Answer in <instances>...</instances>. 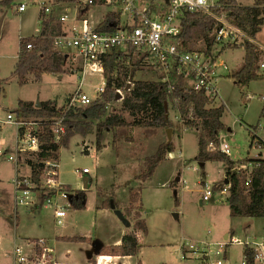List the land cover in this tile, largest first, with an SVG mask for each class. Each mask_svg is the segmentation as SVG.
<instances>
[{
  "label": "rangeland",
  "instance_id": "374dc122",
  "mask_svg": "<svg viewBox=\"0 0 264 264\" xmlns=\"http://www.w3.org/2000/svg\"><path fill=\"white\" fill-rule=\"evenodd\" d=\"M238 2L242 6H253L256 0ZM23 3L27 8L20 12L18 8ZM43 3L51 9L47 14L50 20L62 15L73 17L76 13V0H12L8 5L0 4V89H3L0 93V264H14L17 248L29 256L33 254L32 250H37L48 262L56 260L61 264H85L86 254L90 264H93L92 261H95L94 264H137L138 260L142 264H199V261L207 264L208 257L204 253L212 255L216 261L219 259L216 251L221 248L220 244L227 242L225 263L242 264L246 245L255 248L256 253L261 255V261L256 258V264H264V251H257L260 244L264 245V217L241 223L230 217L229 191L223 190L227 182L222 184L226 165L221 161H207L204 165L199 162L196 156L200 130L192 126L189 128L182 121L174 99L167 103L172 121L169 128L125 125L117 127L114 138L113 132L104 129L102 120H81L82 130L71 125L60 142L56 180L71 190L72 196L71 200L58 199V204H68V214L62 226L56 224L53 211L56 206L46 201L48 193L54 195V191H49L47 172L42 177L43 185L37 189L30 181L31 166L26 163V159L35 160L36 157L26 153L19 156L18 163L10 160L11 156H16L18 129L7 122L9 113H20V100L35 103L37 100H54L58 106H67L68 99L76 96L81 85L82 72L74 71L70 58L66 60L61 74L44 73L40 78L29 75L26 83H19L15 70L21 39L40 35ZM94 13V17L100 15V19L105 15V11ZM255 39L264 45V25ZM221 47L214 46V54H219L218 62H226L228 69H221L223 73L218 83L220 95L216 98L218 105L223 102L226 106L222 117L226 128L220 133V142L229 144L234 160L256 157L260 152L264 158L263 147L251 146L252 134L248 130L249 126H258L256 132L264 140V77L253 79L243 87L237 84L232 74L240 69L245 48ZM63 52L69 54L74 50ZM137 60L128 55L121 56L119 61L113 62V75L116 76L118 69L129 71ZM149 66L137 72L135 79L159 80L161 70L152 64ZM257 73L264 75L260 69ZM101 81L100 75L88 73L82 84V92L90 96L92 103L103 102L101 93L94 89L101 86ZM187 81L191 83V79ZM122 100V97L115 96L105 103L107 111L118 112ZM75 106L86 107L78 103ZM127 118L131 119L128 115ZM74 121L70 120L69 124ZM167 141L172 142L175 149L167 154L151 179L142 176L146 158ZM85 168L89 169L87 188H84L82 171ZM203 170L206 173L204 180ZM17 176L22 180L28 179L37 189L34 205L17 204L14 185ZM142 186L145 188L139 217L146 220L148 234L139 238L142 247L138 256L101 255L100 250L104 247L120 244L123 234L133 230L135 221V211H123L130 222V226L126 227L114 210L100 208L104 198L115 194L123 201L122 208L125 210L123 204L129 202L130 188L134 187L135 193ZM208 188L213 193L202 202ZM79 205L85 209H78ZM225 232L229 236L232 234L229 241L223 238ZM249 233L256 239L252 236L247 238ZM233 234L237 235V240H234ZM41 239L46 242L44 246L39 244ZM189 247L191 251L195 249L199 256L195 257L189 253L191 251L184 253L190 250Z\"/></svg>",
  "mask_w": 264,
  "mask_h": 264
},
{
  "label": "trees",
  "instance_id": "16d2710c",
  "mask_svg": "<svg viewBox=\"0 0 264 264\" xmlns=\"http://www.w3.org/2000/svg\"><path fill=\"white\" fill-rule=\"evenodd\" d=\"M11 1L1 0L0 4L8 5ZM98 1L103 2V0ZM221 2L228 17L242 30L253 37L261 31L264 25V0H256L253 6H242L238 0H222ZM40 17L42 19L40 35L21 39V49L15 70L20 84L26 83L29 75L40 78L44 73H63L66 60L69 59L65 52L54 48V37L64 31L62 21L58 18L51 20L45 18L43 10H40ZM119 19V13L109 12L102 29L112 30V24L119 22ZM218 27V22L204 13L183 11L178 39L180 50L205 52L214 61L217 60L219 54H214V46L216 45ZM29 44H31L30 48L28 47ZM198 45L201 47L193 48ZM227 45L234 48L244 47L246 51L240 69L232 74L237 84L243 87L253 79L264 77L263 74L257 73L262 57L256 45L251 42L244 45ZM137 56L138 53L131 52L130 54L132 60L137 59ZM120 57V52H115L104 59L106 86L101 92L103 102L96 101V103L86 107L71 106V108L58 106L54 100L42 101L40 107H37L35 101L31 100L18 102V111L22 116L39 120L40 149L33 154L36 157L35 160L26 159V163L31 166L30 179L36 188L38 189L43 185L42 177L47 169V162L59 157L60 145L55 142L51 129L54 119L65 117L64 124L67 130L74 125H76L77 130H82L80 127L81 120H102L104 129L113 132L115 138L117 127L125 125L131 127H171L172 121L169 117L168 105L165 103H168L170 99L178 98L179 101L176 106L182 121L189 128L192 126L196 130H200L196 156L199 162L204 165L207 161H221L226 165L225 178L222 180V184L228 182L229 196L227 201L231 217H264V158L262 153L260 152L256 157L247 156L243 159L234 160L218 149L220 133L226 128V124L222 121L226 109L225 104L222 102L218 105L217 101L210 98L205 92L194 90L192 81L191 83L187 81L189 76H186L177 64L172 65L170 69L169 81L162 80L167 74L160 66L154 64L152 65L157 66L162 73L159 80L135 79L137 72L145 70L149 66L148 62L145 61L133 63L129 71L125 69L122 72L118 69L116 76H114L113 62L119 61ZM127 85H130V90L123 97L120 110L109 113L105 103L117 96V89L127 87ZM171 87H173L172 90H170ZM1 92L3 93L2 88L0 89ZM127 115L131 119H128ZM70 120L76 122L69 124ZM257 129L258 126H249L248 128L252 134L251 146L264 148V140L257 134ZM209 142H214L217 149L208 150L206 147ZM174 149L172 142L162 143L152 156L146 158V167L142 176L151 179L159 164ZM205 176L206 173L203 170V180ZM133 188H130L129 202L123 204L125 210L122 208L123 201L119 200L113 193L106 196L102 202L100 208L103 210H120L122 213L123 211H135V221L133 230L124 233L121 237V243L104 247L100 250L101 255L138 256L141 250L142 244L139 238L142 235L146 237L148 234L146 220L139 217V212L143 208L142 191L145 186L140 187L135 193H133ZM176 203H178L177 199ZM77 208L85 209L83 205H79ZM124 216L128 220V217ZM244 260L246 264H256V250L245 245ZM92 262L95 263V261ZM137 264L142 263L138 260Z\"/></svg>",
  "mask_w": 264,
  "mask_h": 264
},
{
  "label": "built area",
  "instance_id": "2783aa9c",
  "mask_svg": "<svg viewBox=\"0 0 264 264\" xmlns=\"http://www.w3.org/2000/svg\"><path fill=\"white\" fill-rule=\"evenodd\" d=\"M222 0H103L100 3L98 0H76V13L73 17L62 15L58 17L64 24L62 34L54 37V48L62 51L73 49L74 52H69L68 57L72 61L74 71L82 72L81 85L75 97H70L67 107L75 106L76 103L81 105H91L92 101L89 95L82 92V84L88 73L100 75L102 78L101 86L94 88L97 92L104 91L106 79L104 77V59L115 52H120L121 56L130 57L131 52L138 53L137 62L147 61L149 64L160 66L167 74L163 81L170 80V69L172 65L177 64L186 76H189L193 83L194 90L197 92L203 91L213 100L220 95L219 78L223 73L221 69L226 70L228 66L226 62H218L212 57L201 51H181L178 46L179 34L181 31V20L183 11L204 13L218 22L216 34V45L220 47L232 45H244L251 42L257 46L261 52V60L259 69L264 71V45L258 43L255 37L249 35L242 30L228 17L226 11L223 10ZM26 4H21L18 8L20 12L25 11ZM44 12V17L48 18L47 14L51 9L46 3L41 5ZM70 11V9H69ZM96 14L105 11V15H100L95 18ZM109 12L120 14L119 22L112 24V30L102 27L105 25L106 15ZM31 47V44L28 45ZM221 47V48H222ZM136 60V59H135ZM171 87L170 90H172ZM130 85L119 88L116 94L119 97L124 93L129 92ZM177 103L178 98L174 99ZM65 117L57 118L52 121V133L54 134L55 142L60 145L62 137L66 134L67 127L64 124ZM7 122L14 124L17 129L16 140V156H11L10 160L18 163L19 156L23 154H34L40 149L39 138V120L23 117L19 112H11L7 116ZM208 150H215L217 146L214 142L207 144ZM218 149L231 156V148L225 141H221ZM59 158V157H58ZM58 158L51 159L47 162V178L49 191H54V195L47 194L46 201L49 205H54L53 208L56 224L63 225L64 219L67 217L68 211L66 204H58V199L66 201L71 200V190L64 184L56 180L58 175L59 164L56 163ZM23 165V164H22ZM84 175L89 173V169L82 170ZM44 173V174H45ZM15 178L14 185L16 189V202L20 205H34V198L37 195L31 183L27 180ZM31 181V179H30ZM32 182V181H31ZM33 183V182H32ZM89 183V182H88ZM226 186L223 190H227ZM212 190L208 188L205 191L202 202H205L212 195ZM88 237V233L85 234ZM229 241V239L227 240ZM240 242V241H239ZM45 240L41 239L39 244L44 246ZM227 243H221L220 249L216 251V256L219 259L214 261L212 255H208L207 264H227L226 260ZM243 243V242H242ZM245 243H251L246 241ZM244 243V244H245ZM190 248V247H189ZM255 249V248H254ZM51 251V249H49ZM187 250L184 251L188 252ZM258 251V250H257ZM197 251L193 249L191 252L198 257ZM30 256L24 255L17 248V255L14 264H61L56 260L48 262L45 257H42L39 251L35 250ZM45 254V253H44ZM211 258H210V257ZM183 259L185 257L182 256ZM256 258L261 261L262 257L258 252ZM198 264V263H197ZM199 264H204L199 261ZM242 264H246L245 260Z\"/></svg>",
  "mask_w": 264,
  "mask_h": 264
},
{
  "label": "crops",
  "instance_id": "0c3cea01",
  "mask_svg": "<svg viewBox=\"0 0 264 264\" xmlns=\"http://www.w3.org/2000/svg\"><path fill=\"white\" fill-rule=\"evenodd\" d=\"M37 101H39V100H37ZM39 102H41V101H39ZM105 143H107V142H105ZM59 159V158H58ZM87 175H84V177H83V180H84V178L86 177ZM89 182V181H88ZM88 185H89V183H88ZM230 217H231V215H230ZM232 219H234V220H237V223H241V222H245V221H253L254 219H257V217H231ZM89 229V232H90V227H88L87 228V230ZM87 230H85V231H87ZM233 230V229H232ZM234 232H236L235 230H233ZM59 236V235H58ZM232 236V234L229 236V233L228 232H225L224 233V236H223V238L226 240L227 238L229 239L230 237ZM252 236V234L251 233H249V234H247V238L249 237H251ZM233 237H234V240H237V235H235V234H233ZM254 239H256V237H254V236H252ZM255 245H256V243H255ZM260 247L257 249V250H260L262 253H263V251H264V245L263 244H260L259 245ZM207 257H208V255H207V252L206 253H204ZM108 258V257H107ZM85 261H84V263L85 264H90L89 263V259H88V254H86L85 255ZM98 264H100V262H98Z\"/></svg>",
  "mask_w": 264,
  "mask_h": 264
},
{
  "label": "water",
  "instance_id": "95a60500",
  "mask_svg": "<svg viewBox=\"0 0 264 264\" xmlns=\"http://www.w3.org/2000/svg\"><path fill=\"white\" fill-rule=\"evenodd\" d=\"M1 22H0V34H1ZM165 105H168L167 102L165 103ZM36 106L37 107H40L41 106V102L37 101L36 102ZM168 133H169V130H168ZM88 181H89V178L88 176H86L84 178V188H87L88 187ZM228 183V182H227ZM116 216L122 221V223L126 226V227H129L130 226V222L125 218L124 214L122 213V211L120 210H114Z\"/></svg>",
  "mask_w": 264,
  "mask_h": 264
},
{
  "label": "bare ground",
  "instance_id": "6f19581e",
  "mask_svg": "<svg viewBox=\"0 0 264 264\" xmlns=\"http://www.w3.org/2000/svg\"><path fill=\"white\" fill-rule=\"evenodd\" d=\"M226 259H227V256H226Z\"/></svg>",
  "mask_w": 264,
  "mask_h": 264
}]
</instances>
